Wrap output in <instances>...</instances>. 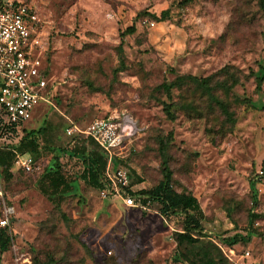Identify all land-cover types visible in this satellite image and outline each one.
Returning a JSON list of instances; mask_svg holds the SVG:
<instances>
[{
	"label": "rangeland",
	"instance_id": "1",
	"mask_svg": "<svg viewBox=\"0 0 264 264\" xmlns=\"http://www.w3.org/2000/svg\"><path fill=\"white\" fill-rule=\"evenodd\" d=\"M40 19V59L46 67L51 106L41 103L24 125L38 134L34 169L16 167L4 183L15 209L0 264H187L172 261L183 215L163 218L160 206L126 207L87 186L83 164L71 150L90 145L68 137L72 122L84 129L96 119L129 115L139 132L114 153L127 172L128 190H149L162 179L159 141L167 150L173 188L193 195L203 214L201 236L229 264H264V2L260 0H14ZM134 26L135 33L120 34ZM118 70V71H117ZM209 79L232 121L194 84L184 81L167 98L160 86L178 77ZM230 76L237 84H231ZM171 105L174 121L163 104ZM114 158V157H113ZM57 159L75 180L59 208L39 191L46 167ZM113 162V160H112ZM139 181H142L139 183ZM256 182L257 205L250 184ZM251 237L230 247L223 240Z\"/></svg>",
	"mask_w": 264,
	"mask_h": 264
},
{
	"label": "built area",
	"instance_id": "2",
	"mask_svg": "<svg viewBox=\"0 0 264 264\" xmlns=\"http://www.w3.org/2000/svg\"><path fill=\"white\" fill-rule=\"evenodd\" d=\"M40 19L35 8L20 1L0 0V148L11 147L23 137L24 125L32 118V111L41 103L51 106L46 81V67L40 59ZM139 132L129 115H113L96 119L84 129L70 122L65 130L68 137L83 135L90 138L103 153L107 165L104 178L108 189L101 192L106 198L119 199L128 208H135L127 195L129 178L126 171L113 169L112 160L117 149ZM14 167L31 173L34 161L29 155H18ZM264 171L257 172L261 179ZM0 170V231L9 233L15 215L13 205L4 198Z\"/></svg>",
	"mask_w": 264,
	"mask_h": 264
},
{
	"label": "trees",
	"instance_id": "3",
	"mask_svg": "<svg viewBox=\"0 0 264 264\" xmlns=\"http://www.w3.org/2000/svg\"><path fill=\"white\" fill-rule=\"evenodd\" d=\"M264 0H260L263 6ZM135 33L134 26L126 28L121 34V40L128 35ZM118 71V70H117ZM231 84L227 86L224 82L219 87L226 89L227 91L237 84V80L230 76ZM175 83L162 84L160 89L164 91L167 98L171 97V89L180 86L184 81H189L194 84L195 87L205 95L209 101L215 104L218 109L221 110L222 114L225 115L228 121H232V114L228 111V105L219 100L213 94V88L209 86V79H197L192 76H182L176 79ZM264 83V74L256 79V91H259L262 84ZM163 104V111L168 120L174 121L175 116L171 111V105L167 103ZM42 131L39 130H26L24 128L23 137L19 142L11 147L0 148V170L2 180L5 183H9L13 179L12 169L18 155H29L31 157L36 156L39 153L38 134ZM76 137H84L83 135H75ZM86 138V137H85ZM90 145L91 150L82 148L81 150H71L69 152L70 157H76L83 164V172L80 179L89 187L97 189L99 192L108 189V184L104 178V172L106 169L107 161L100 151L98 146L90 139L86 138L83 142ZM173 142L172 133H169L165 138L159 141V155L161 158V174L162 179L159 183L149 190H140L132 192L126 189L127 195L132 197L134 201L139 200L143 205L151 202L157 203L159 208V214L163 218L170 217L171 215L182 214L184 219L182 222L181 232L175 233L174 241L176 243V250L173 255L172 261L178 263L183 261L187 264H229L227 259L223 256L220 249L215 246L212 242L205 240L201 236V221L203 220V214L200 209L197 199L186 193H178L173 188L172 172L169 165V156L167 154L168 147ZM33 159V158H32ZM119 158L114 155L112 168L115 167ZM264 177V176H263ZM142 181H139L141 183ZM76 184L75 180L69 181L63 175L60 164L57 159H54L46 167L42 177L40 178L38 189L39 191L54 205L55 208H59L60 203L66 197L67 194L71 193ZM253 205H257V188L256 182L250 184ZM8 204L11 203L8 200ZM255 215L249 214L248 224L246 229V236H233L226 240V246H234L238 242H246L253 233L252 225L255 219ZM9 233L5 230L0 231V254L7 251L10 243ZM56 263L53 258H50L49 264Z\"/></svg>",
	"mask_w": 264,
	"mask_h": 264
},
{
	"label": "crops",
	"instance_id": "4",
	"mask_svg": "<svg viewBox=\"0 0 264 264\" xmlns=\"http://www.w3.org/2000/svg\"><path fill=\"white\" fill-rule=\"evenodd\" d=\"M26 4V3H25Z\"/></svg>",
	"mask_w": 264,
	"mask_h": 264
}]
</instances>
